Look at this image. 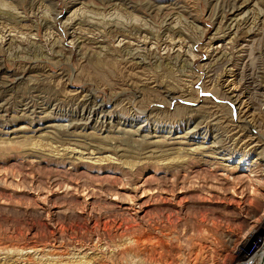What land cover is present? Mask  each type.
<instances>
[{
  "label": "rangeland",
  "instance_id": "374dc122",
  "mask_svg": "<svg viewBox=\"0 0 264 264\" xmlns=\"http://www.w3.org/2000/svg\"><path fill=\"white\" fill-rule=\"evenodd\" d=\"M263 244L264 0H0V264Z\"/></svg>",
  "mask_w": 264,
  "mask_h": 264
},
{
  "label": "bare ground",
  "instance_id": "6f19581e",
  "mask_svg": "<svg viewBox=\"0 0 264 264\" xmlns=\"http://www.w3.org/2000/svg\"><path fill=\"white\" fill-rule=\"evenodd\" d=\"M240 159L241 160H239V162H244L246 160L245 157H242ZM256 256H254L255 261H259V264H264V244H263L262 248L260 249V252H258L256 254ZM251 260H253V258H251ZM248 264H250V263H248Z\"/></svg>",
  "mask_w": 264,
  "mask_h": 264
}]
</instances>
